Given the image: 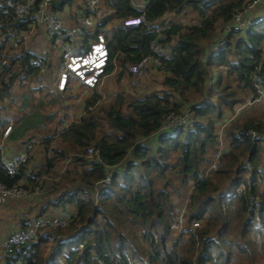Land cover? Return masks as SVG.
<instances>
[{
  "label": "trees",
  "instance_id": "trees-1",
  "mask_svg": "<svg viewBox=\"0 0 264 264\" xmlns=\"http://www.w3.org/2000/svg\"><path fill=\"white\" fill-rule=\"evenodd\" d=\"M74 1L50 0L49 8L71 16L83 10ZM250 1L100 0L93 13L94 29L80 47L90 50L101 35L108 51L101 77L116 74L120 83L131 78L126 64L149 55L150 43L157 41L173 56L156 67L163 75V91L129 98L120 91L105 101L93 87L79 120L58 132L63 121L54 111L46 112L47 103L61 105L60 99L71 96L67 93L71 83L86 85L67 70L66 88L58 89L59 75L54 80L52 73L63 65L60 53L55 67L49 61L53 55L41 67L32 62L39 52L33 47L11 52L9 41L31 26L0 12V126L4 129L9 122L1 114L10 104L18 105L19 115L10 114L16 121L7 138L22 147L40 140L42 152L40 164L32 163L28 155L11 175L0 147V183L43 189L39 179L46 175L50 186L38 203V217L50 216L51 207L74 210L66 226H48L36 241L11 245L0 264H264V112L251 105L222 129L221 136L218 126L247 98L256 99L252 77L264 79V21L233 31L215 54L204 47ZM184 8L196 15V24L184 27L170 20L154 32L166 15L176 17ZM139 16L151 29L120 23ZM211 72L217 76L216 99L209 89ZM187 107L192 127L160 131L166 116ZM222 140L226 148L213 170ZM64 163V171L53 175ZM107 174L111 175L107 189L97 195ZM189 190L186 220L199 226L176 235L173 196L187 199ZM23 220L21 230L29 226L28 219Z\"/></svg>",
  "mask_w": 264,
  "mask_h": 264
},
{
  "label": "built area",
  "instance_id": "built-area-1",
  "mask_svg": "<svg viewBox=\"0 0 264 264\" xmlns=\"http://www.w3.org/2000/svg\"><path fill=\"white\" fill-rule=\"evenodd\" d=\"M260 0L250 1L242 11H239L233 15L231 23L225 25L224 32L221 33V38L211 43L210 53H217L220 51L227 42L229 35L233 31H244L256 23L264 21V13L250 17V11L255 7ZM50 0H0V12L5 16H10L13 20L19 24L29 23L31 28L41 27L44 30L46 39L51 45V48H55L59 51L62 59L63 71L61 72L59 86L63 89L68 77V71L73 74L74 77L82 81L87 87L93 88L97 86L101 81V76L107 64L108 51L105 46L104 38L99 35L98 42L90 46V50L85 51L81 48V42L84 40L86 33L94 29L93 13L99 6V0H82V11L76 10L71 16L66 15L65 12H52L49 8ZM135 6L142 7L140 4H134ZM87 12V13H86ZM166 19L162 23L156 25L153 30L155 33H159L163 26L168 23ZM120 23L124 27L146 25L147 29H151L150 25L146 24L143 16L125 18L120 20ZM15 43L23 40V32H18L14 35ZM150 54L142 58L138 63L126 64L128 72L134 77H139L145 73L149 64L154 67H159L164 60L172 59V53L169 48L160 45L157 41H153L149 46ZM50 49H42L35 55L32 62L35 65L43 66L44 62L48 61L50 57ZM253 86L256 90V99L249 101L247 105L253 102L259 101L264 96V79L258 74H254L252 77ZM194 125V120L191 113V108L187 107L180 114H170L165 117L161 125L160 131H177L179 129L190 128ZM12 131V125H8L4 132L3 138H6ZM2 147V146H0ZM92 150H88V154H91ZM2 163L9 174L13 175L18 166L25 161V153L16 155L12 158L5 157L4 153H1ZM214 163L212 169H216L219 166ZM249 164H246L248 167ZM111 175L107 174L105 181L102 183L101 188L104 190L105 185L110 181ZM102 190V191H103ZM40 191V187L37 185L31 189H24L17 186L7 188L0 183V202L5 201L6 198L12 196H27L31 193ZM43 217H46L43 215ZM54 219L47 222L48 226L64 227L67 225L71 218L69 212L59 213ZM45 224L42 223V225ZM199 224L196 221H191L190 230L194 227H198ZM30 231L26 228L19 233L10 235L2 242V247L5 251L11 245H17L25 243L31 237Z\"/></svg>",
  "mask_w": 264,
  "mask_h": 264
},
{
  "label": "rangeland",
  "instance_id": "rangeland-1",
  "mask_svg": "<svg viewBox=\"0 0 264 264\" xmlns=\"http://www.w3.org/2000/svg\"><path fill=\"white\" fill-rule=\"evenodd\" d=\"M133 2H136V0H132ZM100 2V0H99ZM75 5H79L82 4V0H75L74 1ZM254 9H252V11H250V14L248 16L252 17L255 16L256 14H261L264 11V0H261L255 7H253ZM182 14H179L178 16H174V14H168L165 17V20L168 19L170 20H175L177 22H179L181 25H183L184 27L190 26V25H194L197 23V17L196 15L191 12L189 10V8H184L183 11L181 12ZM253 13V14H252ZM264 13V12H263ZM66 15H70L71 13H67L65 12ZM108 27H111V25L109 24ZM217 33L214 35V37L212 38L211 42L207 45L204 44V47H207V49L211 48V43L215 40H218V38H221V33L219 30L216 31ZM241 36V35H240ZM46 35L44 34V30L41 27H34L31 28L30 30H28V32H24L23 33V40H21L20 42L15 43V40L12 38V42L9 41L8 45H11V52H16L18 51L17 49H20L23 47V49H29L30 47H33L34 50L36 52H40L42 49L47 48L48 43L45 42L43 39H45ZM242 37V36H241ZM41 38V40H37ZM23 45V46H21ZM50 53L51 55H53L52 59L49 60L50 62L52 61L54 64L53 66L55 67V65H57V60H58V54L59 51L55 48H51L50 49ZM263 57H264V46H263ZM3 61V60H2ZM8 59L4 58V63H8ZM57 68H55L56 70ZM63 71V67L60 66L59 69H57V71L52 73V77L54 80H56L55 78L58 77V89L62 90V88L59 86L60 83V77H61V72ZM216 73L211 72V86L209 87L210 89V93L213 97V99H216V92L213 91V89L215 90V85H214V81L216 80L217 76L215 75ZM49 74L47 75L46 79L48 78ZM162 72H159L158 69H156V67L152 66L149 64L148 69H146L145 73H143L141 76L134 78L131 75V78H125L122 81H120V83H118L116 80V74L112 75L110 78H105L102 77L100 83L95 86L97 88V90L102 94L103 99L105 101H110L114 95L120 91L123 92L124 95H127V97H143L146 94L151 93L152 91H157V92H161L163 91V88L161 87V78H162ZM48 84V82H46ZM53 83H55V81L52 80L51 83H49L50 85H53ZM67 84H65L66 86ZM70 88H68L67 93H70L71 96H67L64 99H60L62 101L61 105H57V104H49L47 103V106L45 108L46 112H52L54 111L57 114V117H59L60 119H62L63 124L62 125H58L57 126V130L56 132L59 131L60 128H62L63 126H66L67 124L73 122V121H77L79 120L80 116L82 115L83 112V103H84V99L89 96L94 90L92 88L86 87L84 86L81 82L77 83H71L69 84ZM213 85V86H212ZM64 86V87H65ZM66 88V87H65ZM19 89V88H18ZM16 88L14 89L13 92V97L15 98L16 102H19V91H15ZM74 98V99H72ZM45 102H47V98L44 100ZM250 101L249 98H247L245 100V104L244 105H240L236 108L235 110V114L231 115L230 117L226 118L224 117L222 120H220L218 126H219V135H222V129L225 128L228 123L233 120L236 119L241 115H243V111L248 108V107H254L255 109H257L259 112H264V96L260 98L259 101L254 102L253 104H249L247 105V103ZM6 103H9L8 101ZM255 104V105H254ZM254 105V106H253ZM18 106V105H17ZM15 104H10L8 106V109L6 111V113L4 114V116L1 117H11L10 114L13 113V117H16L17 115H19V106L17 107ZM1 112V111H0ZM55 115V114H54ZM12 118L11 121L8 123V125H12ZM15 123V122H14ZM3 127L0 126V132ZM4 132V131H3ZM165 133V132H163ZM171 133V132H169ZM35 138V136L33 137V139ZM154 141H151L150 145L153 146ZM4 144L0 141V146H3ZM40 140H32L30 143H27V145H24L23 149L21 150L22 152H20V154L25 153V160L27 158L28 155H32L30 156L31 158V162L32 163H41L40 160H42V152H40ZM6 148H7V143L5 144ZM220 152L216 155L215 161L214 163L216 165H218V163L220 162V156L222 155V151L225 150L226 145L225 142L222 140L221 144H220ZM19 152L17 151H4V155L7 158H12L15 155H17ZM213 163V165H214ZM212 165V166H213ZM66 164L64 163L61 164L56 172L53 175H60L65 168ZM211 166V168H212ZM215 170V169H213ZM39 181H41L40 183L43 186V189L41 187L40 191L36 192V193H31L30 195L27 196H12L10 198H6L5 201L0 202V260L3 259L5 248L2 247V242L7 239L10 235H14L17 234L21 231V222L23 219L28 217V227L27 229L30 231V236L31 237L28 241H36L35 239L38 237V235L42 234L44 230L47 229L48 225L47 222L51 221V219H54L53 217H55L57 215L53 214L55 211L54 208H50L48 211V214H52L54 216H46L43 217L39 216L38 217V209L40 208V205H38V203L41 202V200H44L47 197V191L49 189L50 186V179L48 176H44L41 177L39 179ZM264 187V185H263ZM107 189V185H105V189ZM240 189H243L242 187ZM97 190V195L100 194V192L103 190L101 188V184L96 188ZM103 190V191H104ZM190 194V190L187 192V199L186 198H182L180 200H177L176 198H174L173 196V203H175L176 208H175V224L173 225V229L175 231L176 235L182 234L184 232L187 231V229L190 227L189 222H187L186 220V206L188 203V195ZM95 196L98 197V196ZM37 200V202L35 201ZM10 201H16L18 202V204H24V208L23 209H17V207H15L14 209H10V210H3L4 205L8 204ZM29 201V202H26ZM9 207V206H8ZM31 207H33L32 209H30ZM60 211V210H59ZM73 208L70 207L67 209V212H73ZM65 212V211H61L60 213ZM25 213V214H24ZM19 215V217H18ZM26 215V216H24ZM27 223L26 220H23ZM19 223V224H18ZM45 224V226H39ZM6 226H11V230L9 231V233L5 234V229ZM192 232V231H191ZM52 242L48 244V248H47V252L49 250V248L51 247ZM46 252V253H47Z\"/></svg>",
  "mask_w": 264,
  "mask_h": 264
},
{
  "label": "crops",
  "instance_id": "crops-1",
  "mask_svg": "<svg viewBox=\"0 0 264 264\" xmlns=\"http://www.w3.org/2000/svg\"><path fill=\"white\" fill-rule=\"evenodd\" d=\"M37 40H41L42 41V39L41 38H39V39H37ZM45 42H47L48 43V45L49 46H47V48H49V49H51V45H50V43L48 42V40L46 39V37H45V39H43ZM51 54H50V57H49V59L51 58ZM48 59V60H49ZM13 114V113H12ZM5 118H8L7 120L10 122L11 121V118H12V116L11 117H5ZM13 120H12V130H13V125H14V122L16 121V119H14V118H12ZM8 122V123H9ZM70 124V123H69ZM69 124H67L66 126H63L62 128H64V127H68L69 126ZM8 126V124L5 126V128ZM5 128L3 129V130H1V139H0V141L4 144L3 146H2V150H3V152L4 151H9L10 152V150L12 151H18V150H20V152H22L21 150L23 149V147H22V144H18V143H20L19 141H14V140H12V139H8L7 137L6 138H3V131L5 130ZM58 128H56L55 130H57ZM45 129H43V131H44ZM61 130V128L59 129V131ZM11 133V132H10ZM10 133H9V135H10ZM8 135V136H9ZM7 143V148H6V146H5V144ZM26 202H29V201H26ZM9 206V207H8ZM15 207H17V209H23L24 208V204H18V202H16V201H10L8 204H6V205H4V208H3V210H10L11 208L12 209H14ZM33 207H31L30 209H32ZM56 212H58L57 213V215L61 212V211H59V210H57V211H55L53 214H56ZM63 213V212H62ZM25 214V213H24ZM48 215H50V216H52V214H48ZM24 216H26V215H24ZM54 216V215H53ZM18 217H19V215H18ZM27 219H28V217H27ZM19 224V223H18ZM11 230V226H6V229H5V234L7 233H9V231ZM1 241V240H0Z\"/></svg>",
  "mask_w": 264,
  "mask_h": 264
}]
</instances>
